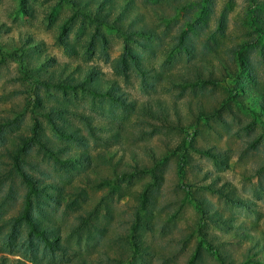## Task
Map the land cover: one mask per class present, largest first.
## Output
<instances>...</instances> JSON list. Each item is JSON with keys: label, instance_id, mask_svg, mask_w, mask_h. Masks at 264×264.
I'll return each mask as SVG.
<instances>
[{"label": "rangeland", "instance_id": "obj_1", "mask_svg": "<svg viewBox=\"0 0 264 264\" xmlns=\"http://www.w3.org/2000/svg\"><path fill=\"white\" fill-rule=\"evenodd\" d=\"M135 2L137 16L144 18L152 35L135 32L141 21L124 23L122 31L98 25L76 14L66 0H0V165L5 167L10 139L26 116L24 100L30 86L22 80L21 60H43L47 55L58 63H70L71 71L96 67L102 78L119 82L120 92L137 102L134 109L84 90L41 87L45 100L59 102L85 134L86 126L70 111L86 112L97 130L115 120L129 137L122 146L92 139L97 152L109 149L113 153L112 165L96 172L59 166L54 173L82 186L89 194L90 208L99 207L103 216L105 208L112 212L100 220L109 222L104 236L80 245L76 238L72 240L71 258L83 253L93 264H126L123 252H131L128 237L142 233L155 248V256L137 255L133 264H264V250L257 255L247 253L252 235L264 245V117L255 114L257 92L248 88L247 76L241 79L239 64L241 59L254 67L256 86L264 93V0ZM184 36L198 47V56L191 61L182 48ZM126 45L141 56L138 62L164 78L145 76L128 62L123 65ZM193 63L201 68L202 79H190L195 74L190 70ZM48 66L44 62L42 70ZM159 96L171 108L175 120L171 124L148 117L140 108ZM200 103L206 108L204 114L199 112ZM174 104L180 109V122L173 113ZM2 118H9L8 125L2 127L6 122ZM128 150L135 151V160ZM149 152L159 160L155 174ZM136 163L150 170L134 174L129 168ZM8 176L7 184L17 186V177ZM88 179L98 181L88 183ZM148 184L158 202L144 207L140 196ZM224 184L252 204L236 205L212 187ZM202 204L205 212L198 209ZM19 207L8 205L2 218L14 216ZM210 207L233 218L236 227L224 230L206 219L210 235L217 236L214 244L220 255L205 252L198 260L199 228ZM71 218L61 215L66 226ZM142 222L150 225L144 230L139 226ZM243 230L249 238L239 236ZM12 235L10 227L0 222V257L21 258L29 264H67V257L55 253L37 251L36 258L33 252L25 253L22 236L15 239Z\"/></svg>", "mask_w": 264, "mask_h": 264}, {"label": "trees", "instance_id": "obj_2", "mask_svg": "<svg viewBox=\"0 0 264 264\" xmlns=\"http://www.w3.org/2000/svg\"><path fill=\"white\" fill-rule=\"evenodd\" d=\"M66 2L76 14L86 17L98 25H106L122 31L125 29L124 23L141 21L142 24L136 28L135 32L142 35L149 33L152 35L149 32V26L143 20L144 18L137 16L139 11L135 0H66ZM182 42V48L189 60L195 59L198 56L197 44L188 36H184ZM67 47L68 49L73 48L70 44H67ZM140 57L126 45L121 60L123 65L128 62L145 76L156 80L164 78L156 70L151 68L150 70L144 62H138ZM33 61H36L37 64L34 65ZM44 62H48L50 65L48 66L50 68L45 71L42 70ZM239 64L241 79H245L247 76L250 84L248 88L257 92L254 102L259 110H255V114L264 117V93L261 92V88L256 86L254 67L241 59H239ZM21 65L22 80L26 81L30 90L24 100V115L26 116H22L23 120L17 125L19 130L10 139L9 148L4 155V160L7 159L3 163L5 167L0 165L1 225L9 226L15 239L19 235L22 236L21 249L25 253L33 252L35 258L37 251H46L67 257V264H93L92 258L83 253L71 258L72 240L76 238L80 245L84 241H91L95 237L104 236L109 230V222L102 224L100 220L107 215H112V212L105 208L106 215L103 216L99 207L90 208L89 194L82 186H75L71 182L56 177L54 173L59 166L71 170L96 172L100 167L110 164L113 153L109 152V149L106 152H97V146L92 144V139L95 142H105V145L118 144L122 146L123 141L129 137H127L128 134L124 133V126L122 129L119 122L115 120L109 122L108 128L97 130L86 112L70 111L86 126L88 134H85L81 126L66 116L68 112L61 107L59 102L56 101L55 104H52L45 100L41 93V87L45 85L72 92L84 90L90 95L108 97L115 105H123L131 109L137 106V102L129 100L120 92V84L116 79L102 78L100 70L93 66L76 68L71 71L70 63H58L53 57L47 55L43 60L40 57L35 60L23 58ZM190 70L195 72L194 76L190 78L191 80L203 78L201 68L196 64L193 63ZM152 71L156 73L152 74ZM244 93H246V89H244ZM140 108L148 117L161 120L166 124L175 121L172 119L170 106L160 96L143 102ZM198 108L201 114L206 112L204 104L200 103ZM173 113L180 122L181 112L176 104H174ZM1 121H6L2 125L4 127L6 124L8 125L9 118H2ZM1 131L4 130L1 129ZM128 152L131 158L135 160V151L128 150ZM147 155L155 162L154 170H152V173L155 174L159 160L154 153L149 152ZM51 164L54 166L50 169L49 165ZM129 169H132L134 174H143L149 171L150 167L146 164L139 165L136 163ZM7 174H13L17 177V186L12 185L11 182L7 184L6 181L9 179ZM92 181L97 182L98 180L88 179V183H92ZM149 187L150 184L146 186L140 196L144 207L147 204L155 205L158 202L155 192L149 191ZM212 187L217 194L236 205L246 207L252 204V201L239 196L230 184ZM22 190L23 193H20ZM16 204L20 205L18 212L8 219H3L2 217L8 213L7 206ZM204 206L202 204L198 209L205 212ZM63 214L72 217L70 225L63 224L61 219ZM205 217V221L199 228L196 244L195 252L198 260L205 255V252H211L215 255L217 252V255H220L215 246L217 236L210 235V228L206 219L211 220L216 227L224 230L236 227L233 222L234 219L225 218L218 208L210 207ZM142 223L139 226L144 230L150 225L149 222ZM65 230L69 231L67 235L64 234ZM241 233L239 234L240 237L249 238L246 231L243 230ZM128 239L131 252L130 254L127 251L123 252L125 253L123 256L126 257V264L136 263L138 261L137 255L155 256V248L146 242L142 233L131 235ZM249 239L251 245L247 250L248 254L257 255L264 250V245L260 244L253 235ZM0 264L29 263L21 258L0 257ZM119 264L122 263L119 262Z\"/></svg>", "mask_w": 264, "mask_h": 264}]
</instances>
